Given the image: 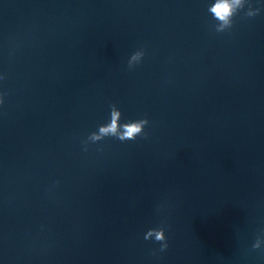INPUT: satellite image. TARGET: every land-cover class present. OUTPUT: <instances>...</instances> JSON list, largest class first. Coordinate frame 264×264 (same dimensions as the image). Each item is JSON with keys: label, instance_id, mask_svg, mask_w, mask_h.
Wrapping results in <instances>:
<instances>
[{"label": "water", "instance_id": "obj_1", "mask_svg": "<svg viewBox=\"0 0 264 264\" xmlns=\"http://www.w3.org/2000/svg\"><path fill=\"white\" fill-rule=\"evenodd\" d=\"M214 2L0 0V264H264V0Z\"/></svg>", "mask_w": 264, "mask_h": 264}, {"label": "clouds", "instance_id": "obj_2", "mask_svg": "<svg viewBox=\"0 0 264 264\" xmlns=\"http://www.w3.org/2000/svg\"><path fill=\"white\" fill-rule=\"evenodd\" d=\"M248 5V11L245 13L247 17H255L261 11L260 8H253L249 4V0H215L208 11L212 14L214 19L218 21L216 25L217 32H224L229 30L234 25V17ZM145 56L144 51H137L131 56L129 61V68H134L137 64L134 62L142 61ZM4 105V98L0 96V106ZM123 113L116 104L111 105L110 122L99 126L97 132H93L88 139L97 142L108 137H116L121 141L136 140L138 137H147L148 133L145 131L146 126L150 124L147 118L128 121L121 123ZM167 229L161 225L160 227L151 228L145 235V240H154L160 243V252L168 249ZM262 240L258 239L254 244V248H260ZM155 255V252H153Z\"/></svg>", "mask_w": 264, "mask_h": 264}]
</instances>
